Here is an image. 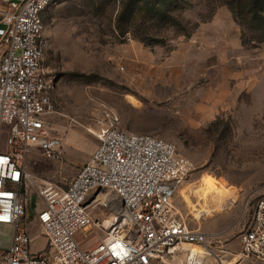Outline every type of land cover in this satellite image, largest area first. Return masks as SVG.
I'll return each instance as SVG.
<instances>
[{"label":"rangeland","instance_id":"374dc122","mask_svg":"<svg viewBox=\"0 0 264 264\" xmlns=\"http://www.w3.org/2000/svg\"><path fill=\"white\" fill-rule=\"evenodd\" d=\"M251 1L56 0L44 13L50 49L43 67L58 83L55 113L46 118L62 153L51 161L32 150L26 171L38 182L64 187L97 147L93 134L100 127L150 134L190 162L185 183L206 179L236 192V202L228 201L223 212L187 219L204 231L225 232L226 241L238 240L264 193V32ZM201 25L213 33L205 67L192 54L191 68L167 71L163 64L183 62L173 55L176 44L192 41ZM24 197L31 249H43L36 218L28 216L40 198L33 189ZM111 204L105 217L93 210V219L120 209L118 201ZM103 236L102 227L91 226L76 238L89 249Z\"/></svg>","mask_w":264,"mask_h":264},{"label":"built area","instance_id":"2783aa9c","mask_svg":"<svg viewBox=\"0 0 264 264\" xmlns=\"http://www.w3.org/2000/svg\"><path fill=\"white\" fill-rule=\"evenodd\" d=\"M56 0H0V128L7 127L6 151L0 152V225L14 233L0 264H204L189 246L201 248L206 264H219L213 246L221 235L191 228L175 214L173 198L185 182L190 162L173 144L150 134L100 127L98 145L64 187L38 182L24 166L32 150L58 161L62 140L51 135L47 116L55 113L57 80L43 67L50 49L44 13ZM27 189L42 207L36 219L45 249L33 252L25 224ZM113 195L104 199L103 192ZM120 209L105 217L111 203ZM106 223V224H104ZM91 226L104 236L89 249L77 235ZM241 257L264 264V193L248 226L239 234Z\"/></svg>","mask_w":264,"mask_h":264},{"label":"crops","instance_id":"0c3cea01","mask_svg":"<svg viewBox=\"0 0 264 264\" xmlns=\"http://www.w3.org/2000/svg\"><path fill=\"white\" fill-rule=\"evenodd\" d=\"M203 26L204 25H201V28L199 27V30L191 37V39L193 38L192 41L188 40L186 42L176 44L177 49H176V51H174L173 55L181 56L183 59V62L180 64H163L164 67H168V68H166L167 71L175 73V72H179V69L181 71L182 68H186V67L191 68L192 65H194V63H192V58L190 57L192 54H196V58H195L196 64L202 63V67H205V60L207 58V55H210V56L213 55L210 51V48L207 46V44H208L207 40L211 39L213 33H212V31L207 30ZM195 39L196 40L198 39L197 41L200 40L199 41L200 42L199 47L193 45V41ZM205 56H206V58H205ZM208 61H211L210 57H208ZM44 70L48 75H50L49 72L45 68H44ZM55 91L52 93L53 102H54ZM131 98H134V97H131ZM134 100L137 102L136 99H134ZM129 103L132 105V103L130 101H129ZM54 104H55V102H54ZM132 107H136V106L132 105ZM4 127H6V126H4ZM129 133H132V132H129ZM4 136L7 137V127L3 128V126H2L0 128V152H5L7 149L5 141H4ZM6 137H5V140H6ZM84 163H85V161L82 164H80V166H82ZM200 182L198 184H200ZM184 183L179 188V190L177 191V193L175 194V196L173 198V206L175 209V214L178 215L179 217L187 220V222H188L189 220L187 219V217L190 214V213H188L190 211H189L188 207L186 206V204L182 198L181 193L186 192L187 188L195 189L198 186V184L192 185L191 183H185V184ZM41 207H42L41 203L38 207L35 203H32V205L29 209L30 211L28 212V216H30L31 219L36 218L37 210H39ZM30 223H32V221H30ZM36 224L38 226L39 233H38V235L36 234L35 236H39V237L43 238L44 243H45V246L43 249H45L47 246L46 239L43 237V235L40 231L37 219H36ZM189 225H190V223H189ZM190 227L196 228V227H193L192 225H190ZM197 228L204 233L221 235V245L217 246V247L213 246V250L219 252V255H218L219 259H220L219 264H252L254 262H258L256 260H250V259H245V258L241 257V246H240L239 238H238V240H236L237 242L236 241H229V240L226 241L224 238V236L226 235L225 232H220V231L214 232L213 229H207L208 231H204L199 227H197ZM27 231H28V229H27ZM0 233L4 235V239L2 241H0V250H7L11 244V241H12L14 228L12 226L0 225ZM28 234H29V232H28ZM29 236H30V234H29ZM30 238L32 239L33 237L30 236ZM31 244H32V240H31ZM30 249H31V246H30ZM43 249L35 250L33 252L41 251ZM258 263H260V262H258ZM260 264H262V263H260Z\"/></svg>","mask_w":264,"mask_h":264},{"label":"bare ground","instance_id":"6f19581e","mask_svg":"<svg viewBox=\"0 0 264 264\" xmlns=\"http://www.w3.org/2000/svg\"><path fill=\"white\" fill-rule=\"evenodd\" d=\"M129 101L134 103L133 99H129ZM88 132L93 133L91 130H88ZM181 195L193 217L221 213L227 202L235 203L237 197L235 191H222L206 179L195 189L187 188L186 192L181 193ZM187 249L193 257L202 259L204 264L208 262L206 261L207 256L201 248L189 246Z\"/></svg>","mask_w":264,"mask_h":264},{"label":"trees","instance_id":"16d2710c","mask_svg":"<svg viewBox=\"0 0 264 264\" xmlns=\"http://www.w3.org/2000/svg\"><path fill=\"white\" fill-rule=\"evenodd\" d=\"M251 7L254 9L252 13H255L254 20L259 25V29L264 32V0H252L250 3Z\"/></svg>","mask_w":264,"mask_h":264}]
</instances>
